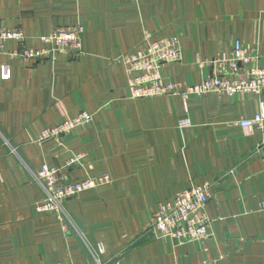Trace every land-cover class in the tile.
<instances>
[{
	"label": "crops",
	"instance_id": "crops-1",
	"mask_svg": "<svg viewBox=\"0 0 264 264\" xmlns=\"http://www.w3.org/2000/svg\"><path fill=\"white\" fill-rule=\"evenodd\" d=\"M75 26L76 60L11 55ZM0 29L23 35L0 53L10 70L9 79L0 73V264H264V128L240 126L264 90L190 96L186 109L180 96L132 99L121 62L146 41L176 38L182 59L160 75L185 89L219 75L212 61L239 41L264 69V0H0ZM81 113L91 120L70 134L35 141ZM72 156L81 165L65 167ZM44 164L67 181L108 182L65 200L61 223L38 210L44 195L33 175ZM204 183L209 236L160 239L151 222L159 205Z\"/></svg>",
	"mask_w": 264,
	"mask_h": 264
},
{
	"label": "built area",
	"instance_id": "built-area-1",
	"mask_svg": "<svg viewBox=\"0 0 264 264\" xmlns=\"http://www.w3.org/2000/svg\"><path fill=\"white\" fill-rule=\"evenodd\" d=\"M81 26L59 28L40 40L45 46L36 51L13 52V57L25 61H53L59 54L78 59L82 54ZM10 40H23V35L17 30L0 29V53L2 45ZM182 52L176 38L146 41L143 50L136 54L125 55L121 58L127 66V72L132 75L129 88L132 99H146L159 96H180L185 101L190 96H203L215 93L220 96L232 97L237 94L260 95L264 90V69L258 68V55L253 50L245 48L239 41H235L230 55L221 56L212 61L211 65L219 75L204 79L201 83L183 88L180 84L164 81L160 75L163 65L179 63ZM2 79H9L8 66H1ZM91 115L81 113L73 119L65 118L55 126L43 129L37 135L36 142L58 140L70 134L76 127L88 123ZM186 118L180 121L179 128L189 127ZM252 125L264 128V100L259 104L258 112L250 120L240 122L242 128ZM81 156H72L65 163V167L81 165ZM35 182L43 192L44 198L38 210L49 213L64 223L68 218L62 209V203L77 195L104 185L108 182L105 175L86 178L79 181H67L55 166L41 165L33 175ZM209 198V184L194 185L179 193L171 200L159 205L152 215V227L160 239L176 241L179 244L200 242L209 236V220L205 213V205ZM264 209V203L262 205ZM64 228V227H63ZM98 252L103 253L101 246ZM95 264H100L95 258Z\"/></svg>",
	"mask_w": 264,
	"mask_h": 264
}]
</instances>
